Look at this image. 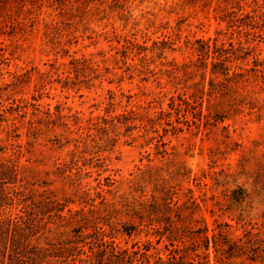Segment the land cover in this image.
I'll return each mask as SVG.
<instances>
[{"label": "rangeland", "instance_id": "1", "mask_svg": "<svg viewBox=\"0 0 264 264\" xmlns=\"http://www.w3.org/2000/svg\"><path fill=\"white\" fill-rule=\"evenodd\" d=\"M0 160L133 264H264V0H0Z\"/></svg>", "mask_w": 264, "mask_h": 264}, {"label": "trees", "instance_id": "2", "mask_svg": "<svg viewBox=\"0 0 264 264\" xmlns=\"http://www.w3.org/2000/svg\"><path fill=\"white\" fill-rule=\"evenodd\" d=\"M246 18L253 20L250 16ZM229 47L224 49L214 44L210 48L202 43L198 51L201 59H208L212 54V74H221L226 81L243 77V72L235 71L229 76L227 64L230 59H245L246 56L243 48L233 49L231 44ZM65 208L63 202L44 191L28 189L15 162L0 160V264H87L88 261V264H133L129 252L113 241H104L102 232L83 231L85 228L77 224L84 219L80 218L83 209L75 212L69 209L67 215H62ZM66 228L69 229L61 231ZM203 241L207 250V237L203 236ZM223 244L227 247L224 250L227 259L233 257L235 250H240L239 246ZM184 258L174 251L166 263L161 258L157 260L160 264H185ZM146 264H149L147 258Z\"/></svg>", "mask_w": 264, "mask_h": 264}]
</instances>
